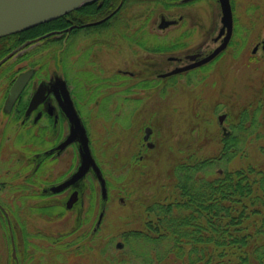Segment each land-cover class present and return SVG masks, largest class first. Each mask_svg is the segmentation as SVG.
<instances>
[{
  "label": "rangeland",
  "instance_id": "obj_1",
  "mask_svg": "<svg viewBox=\"0 0 264 264\" xmlns=\"http://www.w3.org/2000/svg\"><path fill=\"white\" fill-rule=\"evenodd\" d=\"M156 1L129 4L121 16L129 14L123 17L125 21L129 16L136 19L140 14L157 15L165 8ZM231 4L234 32L227 47L204 68L171 80L154 83V68L135 66L147 50L129 45L128 40L119 36L120 31L124 32L122 25L108 26L103 34L108 38L116 29V41L110 47L108 40L102 42L105 38H99L100 45L89 50L90 38V43L82 47L73 43V50L69 48L63 55L55 50L61 47L52 46L50 50L34 52L15 66L26 70L35 64L34 68L39 70L43 65L39 76L48 78L56 72L68 80L88 130L93 156L108 183L106 200L99 183L91 179L83 187L84 204L73 210L62 204L68 191L44 194V187L76 170L78 151L69 147L53 162L52 169L44 163L45 171L34 180L32 158L43 150L44 143L30 141V133L25 129H31V125L11 123L14 115L3 112L9 81L0 80V208H4L0 212V264H146L145 258H153L154 255L149 256L153 246L142 245L143 239L126 242L123 232L142 226L147 203L162 190H168L174 180L173 165L191 152L202 157L220 151L222 139L231 132L237 113L255 101L263 89L264 0H231ZM187 9L198 15L191 45L197 47L208 38L204 46L215 49L220 44L215 39L222 26L219 1L196 0ZM131 23L132 29L137 27V20ZM148 27L157 25L149 21ZM170 68L163 67V71ZM127 69L141 71L143 77H151L153 84L131 85L140 78L125 82L119 77L120 71ZM130 85L131 90L126 91ZM220 115H225L223 122ZM147 126L152 132L145 139ZM34 129L39 131L36 126ZM259 129L264 132V123ZM149 142L154 145L149 146ZM263 144L264 136L250 147L261 167L264 152L255 148ZM246 160L236 156L227 166L237 167ZM14 174V180H10ZM36 206L59 214L49 218L36 212ZM103 210L95 240L87 242L83 237H88L87 232L98 225ZM77 225L80 226L73 231ZM123 241L124 246L118 247ZM260 241H264V236ZM15 247L22 253L19 258Z\"/></svg>",
  "mask_w": 264,
  "mask_h": 264
},
{
  "label": "trees",
  "instance_id": "obj_2",
  "mask_svg": "<svg viewBox=\"0 0 264 264\" xmlns=\"http://www.w3.org/2000/svg\"><path fill=\"white\" fill-rule=\"evenodd\" d=\"M117 3L103 0L100 7L90 3L68 17H77L83 11V21H90L109 14ZM127 6L123 4L115 19ZM66 16L1 37L0 59L29 37L65 27ZM34 52L28 49L19 58L11 57L0 67L3 75L12 82L20 71L15 66ZM236 119L217 154L199 157L191 152L173 165L174 180L168 190L147 203L142 226L123 232L126 242L143 239L142 245L154 247L149 253L153 258L144 259L146 264H152V260L154 264H264V241H260L264 236V167L250 153V147L264 136L259 129L264 123V84L258 98L244 105ZM255 149L264 152V144ZM236 156L247 160L237 167L227 166ZM35 211L49 218L59 214L39 206Z\"/></svg>",
  "mask_w": 264,
  "mask_h": 264
},
{
  "label": "flooded vegetation",
  "instance_id": "obj_3",
  "mask_svg": "<svg viewBox=\"0 0 264 264\" xmlns=\"http://www.w3.org/2000/svg\"><path fill=\"white\" fill-rule=\"evenodd\" d=\"M147 1H151V0H118L117 5L113 7L112 11H110L109 14L85 22L83 20L85 18L84 13L86 12L81 11L77 15V17L74 16L68 17V15H70L68 14L66 16L67 25L65 27L61 29L50 30L38 34L35 37H29L26 40H24L21 44L28 43L27 48L31 51H37V52L43 50H50L52 46L55 47L59 46L61 47L60 52L66 53V51L69 48L72 51L73 50L72 47L75 44L76 47L77 46L82 47L84 46V44H89L90 38H92V42H91L92 47L88 45V48L90 50V48L100 45L99 43L101 41H99V38H105L102 42L108 40L109 42L108 47H110L111 42L114 43L116 41V36H117L115 34L116 29L115 28L112 29V33L108 34V38L104 37L103 34L106 33L105 31L109 27L111 28L114 25H116L117 28V26L122 25L125 27L124 32L120 31L121 34L119 36L123 37L125 40H128L129 45L135 44L147 50L146 55L142 59L139 58L138 60H136L135 66H139L140 68L146 67V70L149 68H154V70L156 71L155 78L157 80L155 82L153 80H149V78L151 77H143L140 74L141 71L139 70L133 71L127 69L120 71L121 76L119 78L122 79L124 78L123 80H125V82L128 80L131 81L135 78H140V80H138L137 83L131 84L132 86L133 85L137 86L138 84H147V83L148 84L150 83V85H152L153 82L157 83V81H162V80L164 81V79L171 80L172 78H176L179 75L185 73H192L197 68H201V69L204 68L208 63L200 66H195L191 69L182 72H178L177 74L167 75V73L171 72L176 68L196 64L204 55H206L208 52L211 51L208 50L209 47L204 46L208 41V38L204 41V44H201L197 47L193 46L194 44L191 45L194 38V30L197 23L196 19L198 15H196V13L193 11H189L187 9V6L194 3L196 0H192L189 2H184L183 0H157L156 3L162 4L163 7L165 8L164 10H160V12L157 15H153L155 12H152L151 14H140V16L136 19H133L132 17L129 16V18L127 20L125 19L124 21L123 17L129 14H123L121 18L115 19L114 15L116 10L121 9L124 3L133 4L134 6H136L138 4L139 5L144 4ZM91 3H96L97 7H100L101 4H103V0H93ZM88 16L89 15H86V17ZM92 17H94V15H92ZM106 17L107 19L104 20L102 23L110 21L109 27L91 28L90 23L103 20ZM135 20H137L138 24L137 27L132 29L131 22ZM163 20H165V22L161 27L160 25L162 24ZM149 21L150 23L152 22L154 25H157V27H148ZM166 22L169 24H166ZM102 23L97 22L98 25H101ZM82 30L85 31L82 32ZM51 32H53V34H51L50 36H46ZM222 39L223 38L217 41H220L221 43ZM148 43H153V44L150 45ZM69 45H71V47ZM13 51L14 50L10 51L9 53ZM19 55L20 54H18L16 58H19ZM194 55H197V57L192 58V56ZM136 58L137 57H135L134 59ZM132 59L133 57L131 56V60ZM5 62L2 65H4ZM34 66H31V68H29L32 69L33 71L32 77L29 79V81L23 88V91L18 96V98L10 106H7V99H8V91H7V95L3 104V112L6 113V115H12V114L14 115V116L12 115L13 119L11 120V123L14 121L15 123L19 122L22 126L26 124L31 125V129L29 128L25 129L27 133H30L29 135L30 141L44 143L43 150L37 151L32 158L31 163H33L34 165V169L32 170L33 177L37 178V176L40 173H42V171L43 172L45 171L43 170L45 164L47 165L46 168L50 167V169H52L53 162L55 160H59L69 147L71 146L74 148L76 147L75 149H77L78 151V156L80 160V161L78 160V163H75L77 164L76 170H74L64 179L59 178L61 179L60 181H57L53 185L48 184L46 187L42 189L44 194L51 196L54 195V192H52L51 189L52 186H55L58 183L66 180L67 178H70L74 174V172L78 170L77 168H79L81 164V158L79 152L80 141L78 139H75L70 144H68L64 149L60 147V145L68 138L72 130V124L66 112L67 103H66L65 93L63 92V87L60 85L59 82H57L56 72H54V74L49 76L48 78L41 77L38 74L41 71L38 70V68L37 69L33 68ZM171 66L172 68L168 69L167 71H163V67H171ZM1 70L3 69H0V71ZM21 72L22 71H20L16 76H18ZM4 79L9 81L8 84L10 83L8 88L9 90L13 82L15 81L16 77L11 82V79H9L7 75L0 76L1 81L2 80L4 81ZM63 79L67 84V88L69 90V94L71 96L73 105L79 116H81L77 108L75 94L72 91L71 87L69 86L68 80L64 76ZM131 85L126 89V91L131 90L132 88ZM93 94H95L96 96L98 95L97 92L95 93V91L93 92ZM33 101H34L33 107L30 108L31 103ZM35 126L38 128L39 131L37 132L35 131L34 129ZM147 127H145V133ZM140 158L142 159L143 156L141 155ZM90 174L91 176L89 178ZM14 177L15 174L12 175L9 179L14 180ZM87 179H91L92 181L95 180L99 183L95 175L94 169L90 168L85 178H83L81 181L71 184L64 190L57 192V193H63V192L67 193L68 191V194L65 196V200L63 199L62 202V204H64L66 208L69 198L75 191H79V196H77V200L73 204L71 210L76 209L78 206L84 204V200L82 197L85 194L84 193L85 189H83V187L86 188L87 183L85 181ZM16 185L20 186V184L18 183ZM3 211L4 208L3 210L0 208V212ZM78 223H82V220H79ZM79 226L80 225L75 226V229L73 231L77 230ZM97 229H98L97 226H94V229L92 231L87 232V234H89L88 237H83V238L86 239L87 242L94 241L95 240L94 233L96 232ZM12 251H14V249ZM15 252L18 258L19 255L22 254L20 250L17 249V247H15Z\"/></svg>",
  "mask_w": 264,
  "mask_h": 264
},
{
  "label": "water",
  "instance_id": "obj_4",
  "mask_svg": "<svg viewBox=\"0 0 264 264\" xmlns=\"http://www.w3.org/2000/svg\"><path fill=\"white\" fill-rule=\"evenodd\" d=\"M93 0H0V37L21 32L32 28L36 25L45 23L47 21L59 18L70 11L78 9L80 6L85 5ZM190 1V0H184ZM221 10H222V27L220 33L217 38L221 37L225 34L222 43L216 47L212 52L208 53L202 59H200L196 64L188 65L185 67H180L172 70L167 73L173 74L177 72L184 71L186 69L193 68L197 65L204 64L214 59L220 52H222L228 45L231 36L233 34L234 28V17L231 0H219ZM163 20L161 26H163ZM166 24H169L166 22ZM165 25V24H164ZM258 45L254 48V52L257 50ZM263 48H264V40H263ZM16 51L9 53L6 57L1 59L0 66L12 55L15 54ZM196 56H192L195 58ZM33 75L32 70L25 71L21 73L14 84L10 88L7 106H10L21 94L23 88ZM57 82L63 87V92L66 97V112L67 116L71 121L72 130L68 138L60 145L62 149H64L68 144H70L73 140L78 139L80 141L79 152L81 158V164L78 170L65 181L52 186L51 189L53 192H58L63 190L64 188L70 186L78 182L82 179L86 173L93 168L95 174L97 175L100 184H101V194L103 199H107L108 197V189L106 185V179L104 178L103 172L96 162L89 145V136L87 134V130L85 125L83 124L81 117L78 115L71 96L69 94V90L67 88V84L63 78L57 76ZM35 101V100H34ZM34 101L31 103L30 108L33 107ZM225 115H220L219 119L223 122ZM148 138V134L145 136ZM153 146V144H151ZM78 191H75L70 199L68 200V207H72L73 203L77 200ZM104 215V210L100 213L99 222ZM121 245V244H120Z\"/></svg>",
  "mask_w": 264,
  "mask_h": 264
},
{
  "label": "bare ground",
  "instance_id": "obj_5",
  "mask_svg": "<svg viewBox=\"0 0 264 264\" xmlns=\"http://www.w3.org/2000/svg\"><path fill=\"white\" fill-rule=\"evenodd\" d=\"M56 19H58V18H56ZM53 20H55V19H53ZM53 20L47 21V22H45V23L51 22V21H53ZM16 78H17V76H16ZM11 87H12V86H11Z\"/></svg>",
  "mask_w": 264,
  "mask_h": 264
}]
</instances>
